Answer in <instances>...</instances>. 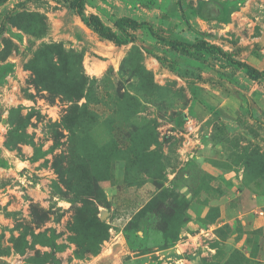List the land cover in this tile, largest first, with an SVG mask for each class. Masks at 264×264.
Listing matches in <instances>:
<instances>
[{"label":"rangeland","instance_id":"obj_1","mask_svg":"<svg viewBox=\"0 0 264 264\" xmlns=\"http://www.w3.org/2000/svg\"><path fill=\"white\" fill-rule=\"evenodd\" d=\"M115 28L264 71V0H85ZM62 0L0 5V264H264V81Z\"/></svg>","mask_w":264,"mask_h":264},{"label":"trees","instance_id":"obj_2","mask_svg":"<svg viewBox=\"0 0 264 264\" xmlns=\"http://www.w3.org/2000/svg\"><path fill=\"white\" fill-rule=\"evenodd\" d=\"M7 0H0V5L3 4ZM65 2L74 14L80 17L81 21L84 25L91 28L99 37L109 40L113 42L117 46H121L123 44H127L128 42L135 41L134 35L131 34L129 30H137L141 27L146 26L150 33L159 39L160 41L170 44V45H181L186 47H191L194 45H199L201 47H209L217 50L223 57L227 58L231 62L235 63L240 68L245 69L247 72L253 74L256 78H260L264 81V71L257 69L256 67L246 63L244 61H240L234 59L230 56L229 53L224 52L221 48L216 45H208L204 40H198L194 44H189L187 42H183L177 39L163 37L156 34L153 30L151 24L147 21H137L132 18L127 17H119L115 20V28L121 32L125 37L121 38L116 31L112 30L109 26L105 25L101 18L94 13L85 14V0H62Z\"/></svg>","mask_w":264,"mask_h":264},{"label":"crops","instance_id":"obj_3","mask_svg":"<svg viewBox=\"0 0 264 264\" xmlns=\"http://www.w3.org/2000/svg\"><path fill=\"white\" fill-rule=\"evenodd\" d=\"M95 14V13H94ZM98 15V14H97ZM99 16V15H98ZM100 17V16H99Z\"/></svg>","mask_w":264,"mask_h":264}]
</instances>
